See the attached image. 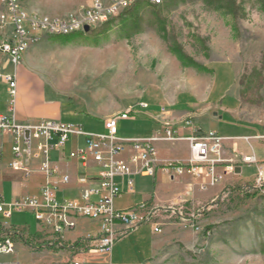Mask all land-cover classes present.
Returning <instances> with one entry per match:
<instances>
[{
	"label": "rangeland",
	"instance_id": "obj_1",
	"mask_svg": "<svg viewBox=\"0 0 264 264\" xmlns=\"http://www.w3.org/2000/svg\"><path fill=\"white\" fill-rule=\"evenodd\" d=\"M96 1L105 6L111 2L21 0V5L27 12L62 17ZM235 2L241 8L236 18L204 0H165L158 21L151 6L145 5L135 25L122 20V10L86 33L42 37L37 65L55 94L95 114H113L119 105L136 102L137 94L152 83L172 92L212 96L228 86V98L241 90L254 100L243 102L238 95L236 123L264 133V9L261 0ZM179 55L194 65H184ZM220 105L219 100L214 107ZM201 126L205 131L215 128ZM244 131L237 128L232 134ZM238 142L251 152L247 143ZM252 147L256 155H264L263 146ZM253 172L242 166L240 174ZM28 184L30 190L33 178ZM231 184L204 207L185 209L192 215L189 222L176 216L161 219L160 227L169 229L173 238L160 264H264V192ZM230 187L236 188L228 191ZM11 220L17 226L33 225L26 213L13 212ZM17 250L25 264V248ZM4 259L0 257V262Z\"/></svg>",
	"mask_w": 264,
	"mask_h": 264
},
{
	"label": "crops",
	"instance_id": "obj_2",
	"mask_svg": "<svg viewBox=\"0 0 264 264\" xmlns=\"http://www.w3.org/2000/svg\"><path fill=\"white\" fill-rule=\"evenodd\" d=\"M50 38V37H49ZM42 44L33 43L29 46L21 60L14 63L10 57L0 52V113L8 110V84L4 79L6 75H13L16 82V95L14 99V117L24 123H37L41 120H55L63 123L80 125L84 131L99 133L103 132V121L106 117L116 114L125 109H138L136 116L132 119L118 121L117 137L126 139H149L155 138L152 144L155 148L154 165H160L166 161H176L188 163L190 161L189 142L184 138L188 134L181 120L190 118L197 126L196 134L210 131L218 133L222 137L223 159H231L237 163L236 167L243 166L245 169H254L251 175H241L240 173L225 174L223 179L214 185L209 184V173L197 164V169L192 173L168 176L161 171H157L154 176L132 175L134 189L132 192L126 190L125 181L117 177L116 181L122 188V194L115 200L117 209H127L140 202L154 205H182L186 209H196L204 207L213 201L218 194L229 184L236 182L244 184L252 181L256 167L255 165L241 164L240 155L253 153L259 161H264L263 153L258 156L253 151L252 144L264 147V142L257 140V137L264 136L263 132L245 128L236 123L238 115V92L231 97L228 96V86L215 96L209 93L193 91L191 94L182 93V90L172 92L168 87H157L156 84L150 86L137 94V101L125 102L119 105L113 114L92 113L70 102L63 96L55 94L52 87L47 84L44 71L37 65V55L40 53ZM221 101L219 109L214 105ZM145 102L148 107L139 109L137 104ZM169 110L167 115H162L160 109ZM99 112V111H98ZM91 115L94 119L82 117ZM167 118L173 123V128L178 131L182 138L165 139L162 137V127L157 120ZM80 119V120H77ZM201 125H212V128L205 131ZM244 131L242 134L233 130ZM244 141L251 149L249 153L247 146H243L238 141ZM246 144V145H247ZM84 145V137L81 135H70L68 142L62 151H49L50 163L56 167V172L52 177L46 178L38 169V162L26 161L29 173L14 170L9 166L13 155L11 144L5 137H0V194L5 203L15 199L35 196L41 187L50 182L55 186V197L57 200L72 199L80 197L86 187L95 185L97 168L90 162L85 166L79 159L69 158L70 151ZM127 155H124L125 158ZM223 167H218L221 172ZM68 176L66 183L62 182L63 176ZM34 184L31 189L27 187L28 181L32 178ZM81 178L88 180L86 183L80 182ZM96 197L91 196L94 200ZM13 213V212H12ZM12 213L9 222H12ZM26 213L32 218L33 225H25L30 234L37 231V223L33 215ZM2 216L0 215V221ZM17 226V225H16ZM151 223H142L135 228H128L122 224H116L114 229L121 233V236L114 243L109 253H100L90 250H83L76 255L80 264H160L164 259L165 249L172 242L170 230L161 227L160 232L153 230ZM99 232L98 222L85 218H78L75 227L62 234L65 242H74L87 236L95 237ZM25 248L27 254L25 264H58L68 259L70 253L67 250L58 251L55 248H43L34 250L28 245L17 241L11 253L2 254L5 261L0 264H21L22 253L17 249ZM11 256L10 259H6ZM160 261V262H159Z\"/></svg>",
	"mask_w": 264,
	"mask_h": 264
},
{
	"label": "built area",
	"instance_id": "obj_3",
	"mask_svg": "<svg viewBox=\"0 0 264 264\" xmlns=\"http://www.w3.org/2000/svg\"><path fill=\"white\" fill-rule=\"evenodd\" d=\"M135 0H111L109 5L96 1L91 6L81 9L77 13L62 17H48L33 12H27L21 5V0H0V52L11 58L14 63L21 60L29 42H39L41 37H51L60 31L83 30L86 25L89 29L96 27L131 6ZM150 4L159 5L165 0H146ZM8 84V110L0 113V137L9 140L12 150V161L9 166L17 171L29 173L26 161L38 162L39 171L50 178L56 172V167L48 160L51 150L62 151L70 135L84 137V145L69 152V158H76L85 166L91 162L96 168L95 185L86 187L80 197L57 200L55 186L46 182L35 196L15 199L9 203L3 201L0 194V253H11L14 245L20 241L34 250L55 248L58 251L67 250L68 259L58 264H80L76 255L83 250L100 253H109L121 236L114 226L125 225L135 228L142 223L154 225L155 232L161 231V219L176 216L183 223H187L192 215L184 213L182 205H154L140 202L127 209H117L115 200L122 194V188L116 181L120 177L125 181L126 190L134 189L132 175L154 176L161 171L172 177L192 173L201 164L209 173V184L219 183L225 174H234L237 166L231 159H223L222 137L214 132L196 134L197 126L190 118L181 120L188 134L184 136L189 142L190 161L179 163L166 161L154 165L155 148L152 141L155 139H120L117 137L119 120L132 119L138 109H125L117 120L103 121V132H87L80 125L63 123L55 120H41L37 123L18 121L13 114L16 95V82L13 75L4 76ZM139 109H146L145 102L137 104ZM164 116L168 109L161 108ZM162 127V137L165 139L182 138L173 128V123L162 118L157 120ZM264 138V136L258 137ZM124 155H127L123 158ZM240 163L255 165L256 172L252 181L244 183L243 190H259L264 192V161H259L253 153L240 155ZM223 167L221 172L218 167ZM68 176L62 177L66 183ZM86 183L87 179L81 178ZM236 187L228 188V191ZM95 196L94 200L90 197ZM12 212H29L37 223L36 234L29 233L26 226H16L9 222ZM78 218L96 221L99 232L95 237L87 236L74 242H65L62 234L75 227Z\"/></svg>",
	"mask_w": 264,
	"mask_h": 264
},
{
	"label": "trees",
	"instance_id": "obj_4",
	"mask_svg": "<svg viewBox=\"0 0 264 264\" xmlns=\"http://www.w3.org/2000/svg\"><path fill=\"white\" fill-rule=\"evenodd\" d=\"M206 4H216V8H221V9H224L227 13L233 15L235 18L240 16V11H241V8L236 4L235 0H204ZM262 1V6H263V9H264V0H261ZM165 1L162 3V4H159V5H153V4H150L148 1L146 0H135L131 6L127 7L126 9H124L122 11V13L120 14V16L124 17L122 18L123 21L126 20V22L128 23H134L137 24L141 18V15H140V12L141 10L143 9V7L145 5H149L151 6V10H152V14L156 17V20H160V16L158 14V11H159V8L164 5ZM164 21H162L161 19V22L159 24H161V27L162 25L164 26L163 24ZM104 23H107L104 22ZM163 29V28H162ZM79 32V31H78ZM73 34V33H71ZM71 34H66V35H69L71 36ZM77 34H80L77 33ZM74 36V35H72ZM57 36H51L50 38H56ZM49 38V37H48ZM68 38V37H67ZM179 59L182 61V63L184 65H194V63L190 62L189 60H187V58L184 56V55H179ZM261 82H262V79L260 78L259 79V84L256 86L257 88L260 87L261 85ZM238 95H239V99L243 102H253L254 100H249L248 98L245 97V95L243 94V92L241 90L238 91Z\"/></svg>",
	"mask_w": 264,
	"mask_h": 264
},
{
	"label": "bare ground",
	"instance_id": "obj_5",
	"mask_svg": "<svg viewBox=\"0 0 264 264\" xmlns=\"http://www.w3.org/2000/svg\"><path fill=\"white\" fill-rule=\"evenodd\" d=\"M149 2V1H148ZM114 16V15H113ZM76 31H83V30H71V31H60L59 33H54V34H69L72 32H76ZM53 34V35H54ZM42 38V37H41ZM33 42H29V45L32 44ZM120 114H123V111H121L120 113L113 115L111 117L108 118V120H117L118 117L120 116Z\"/></svg>",
	"mask_w": 264,
	"mask_h": 264
},
{
	"label": "water",
	"instance_id": "obj_6",
	"mask_svg": "<svg viewBox=\"0 0 264 264\" xmlns=\"http://www.w3.org/2000/svg\"><path fill=\"white\" fill-rule=\"evenodd\" d=\"M83 31H84L85 33L88 32V31H89V27L85 25V26L83 27ZM234 171H235V173H240V167H235Z\"/></svg>",
	"mask_w": 264,
	"mask_h": 264
}]
</instances>
